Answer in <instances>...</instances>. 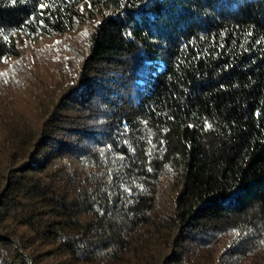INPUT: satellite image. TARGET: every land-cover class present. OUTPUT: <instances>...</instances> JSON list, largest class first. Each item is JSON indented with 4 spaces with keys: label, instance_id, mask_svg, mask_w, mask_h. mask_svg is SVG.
Wrapping results in <instances>:
<instances>
[{
    "label": "trees",
    "instance_id": "16d2710c",
    "mask_svg": "<svg viewBox=\"0 0 264 264\" xmlns=\"http://www.w3.org/2000/svg\"><path fill=\"white\" fill-rule=\"evenodd\" d=\"M0 264H264V0H0Z\"/></svg>",
    "mask_w": 264,
    "mask_h": 264
},
{
    "label": "snow or ice",
    "instance_id": "6c2138e0",
    "mask_svg": "<svg viewBox=\"0 0 264 264\" xmlns=\"http://www.w3.org/2000/svg\"><path fill=\"white\" fill-rule=\"evenodd\" d=\"M45 6H46V5H44V4H41V5H40V7H45Z\"/></svg>",
    "mask_w": 264,
    "mask_h": 264
}]
</instances>
